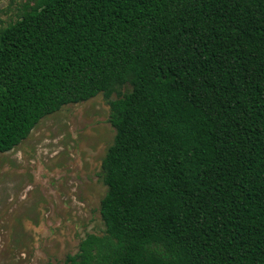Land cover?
Returning <instances> with one entry per match:
<instances>
[{
  "label": "trees",
  "instance_id": "trees-1",
  "mask_svg": "<svg viewBox=\"0 0 264 264\" xmlns=\"http://www.w3.org/2000/svg\"><path fill=\"white\" fill-rule=\"evenodd\" d=\"M20 1L0 19V153L117 94L105 232L65 264H264V0Z\"/></svg>",
  "mask_w": 264,
  "mask_h": 264
},
{
  "label": "rangeland",
  "instance_id": "rangeland-1",
  "mask_svg": "<svg viewBox=\"0 0 264 264\" xmlns=\"http://www.w3.org/2000/svg\"><path fill=\"white\" fill-rule=\"evenodd\" d=\"M21 7L20 0H0L4 25ZM115 98L65 105L0 153V264H65L88 234L105 232L102 161L115 137Z\"/></svg>",
  "mask_w": 264,
  "mask_h": 264
}]
</instances>
